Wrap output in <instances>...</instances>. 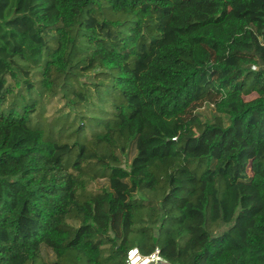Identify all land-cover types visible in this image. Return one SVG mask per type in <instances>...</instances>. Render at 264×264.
<instances>
[{
  "label": "trees",
  "instance_id": "16d2710c",
  "mask_svg": "<svg viewBox=\"0 0 264 264\" xmlns=\"http://www.w3.org/2000/svg\"><path fill=\"white\" fill-rule=\"evenodd\" d=\"M37 68L96 131L69 143L31 123L38 98L5 105ZM42 245L264 264V0H0V264Z\"/></svg>",
  "mask_w": 264,
  "mask_h": 264
},
{
  "label": "rangeland",
  "instance_id": "374dc122",
  "mask_svg": "<svg viewBox=\"0 0 264 264\" xmlns=\"http://www.w3.org/2000/svg\"><path fill=\"white\" fill-rule=\"evenodd\" d=\"M124 18V16H119V19ZM39 71L40 69L37 68L36 71H31L29 79L33 83V90L29 92L25 88V83L20 82L21 85L17 89L14 87V92L10 95H8L6 99V106L14 103V104H21L24 103V101L21 100L20 94L24 95L25 102L29 101V98L36 97L38 100H40L39 106L35 109L31 116V123L32 124H42L43 127L47 131V135L50 137H60L62 141H68L69 143H72L75 140V137L79 136L80 138L84 137V134H88L90 131H96V127L93 125L97 121L98 118H100L98 113L91 114V124L86 121V128L85 127L82 131L76 132V128L79 126L80 121H76L75 123H72V126L68 127L70 122L72 121L71 116H66L68 113L67 107L64 105L67 100L65 98H62V92H58L56 95H50L45 90H42L39 82L37 81L39 79ZM36 72V73H35ZM35 73V75H34ZM23 78V77H22ZM87 78L90 81H95L97 79V70H93L87 73ZM256 93H252L250 95H244L243 98L245 100H250L254 97H256ZM196 111H198L201 115V118L203 120H211L214 114L213 107L211 105H207L205 103H201L196 107ZM59 117V118H58ZM62 130L61 134L58 135L59 130ZM91 137H89L90 139ZM132 153L129 154L128 160L130 159ZM103 180L97 179L95 184L97 186H101ZM230 224L227 225H220L217 229V233H221L222 231L226 230ZM109 249L107 248L103 254H102V260L104 261V264H113V260L109 259ZM55 260V255L51 248L42 245V255L40 259H36L33 261H29L26 264H45L48 262H53ZM59 264H86L85 260L81 257H78L73 252H68L64 259L60 260Z\"/></svg>",
  "mask_w": 264,
  "mask_h": 264
},
{
  "label": "built area",
  "instance_id": "2783aa9c",
  "mask_svg": "<svg viewBox=\"0 0 264 264\" xmlns=\"http://www.w3.org/2000/svg\"><path fill=\"white\" fill-rule=\"evenodd\" d=\"M255 69V66H252ZM125 262L127 264H156L157 262L167 263L159 255L158 247H155L153 251L148 254H142L136 247L129 248L126 252Z\"/></svg>",
  "mask_w": 264,
  "mask_h": 264
},
{
  "label": "water",
  "instance_id": "95a60500",
  "mask_svg": "<svg viewBox=\"0 0 264 264\" xmlns=\"http://www.w3.org/2000/svg\"><path fill=\"white\" fill-rule=\"evenodd\" d=\"M156 264H168V263H163V262H157Z\"/></svg>",
  "mask_w": 264,
  "mask_h": 264
}]
</instances>
